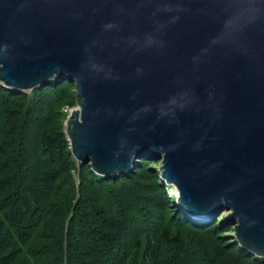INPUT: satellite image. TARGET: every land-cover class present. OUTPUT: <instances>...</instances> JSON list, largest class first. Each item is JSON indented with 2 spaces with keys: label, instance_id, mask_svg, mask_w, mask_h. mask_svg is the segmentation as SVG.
<instances>
[{
  "label": "water",
  "instance_id": "obj_1",
  "mask_svg": "<svg viewBox=\"0 0 264 264\" xmlns=\"http://www.w3.org/2000/svg\"><path fill=\"white\" fill-rule=\"evenodd\" d=\"M75 82V158L103 176L144 156L192 218L224 210L264 257V0H0V82Z\"/></svg>",
  "mask_w": 264,
  "mask_h": 264
},
{
  "label": "trees",
  "instance_id": "obj_2",
  "mask_svg": "<svg viewBox=\"0 0 264 264\" xmlns=\"http://www.w3.org/2000/svg\"><path fill=\"white\" fill-rule=\"evenodd\" d=\"M76 104L74 82H0V264H264L233 225L177 206L149 157L113 176L79 162L65 124Z\"/></svg>",
  "mask_w": 264,
  "mask_h": 264
},
{
  "label": "rangeland",
  "instance_id": "obj_3",
  "mask_svg": "<svg viewBox=\"0 0 264 264\" xmlns=\"http://www.w3.org/2000/svg\"><path fill=\"white\" fill-rule=\"evenodd\" d=\"M74 84H75V82H74ZM75 89H76V86H75ZM28 91H31V90H28ZM76 91H77V89H76ZM76 106H78V103L76 104ZM76 106H74V107H76ZM73 107H71V109H72ZM70 109V108H69ZM70 109V110H71ZM66 124V123H65ZM144 157H149L148 159L150 160L149 162H153V163H150V164H148V168H150V169H153V170H156L157 172H159L160 174H161V167H162V161L160 160V159H158V160H156V159H154V158H152V156H144ZM143 157V158H144ZM140 160H142V159H140ZM139 160V161H140ZM160 177H161V179H162V181H164L165 182V180L162 178V174L160 175ZM168 185V184H167ZM169 193H170V195L171 196H174V200H175V202H176V204H177V206H179V207H181L178 203H177V201H176V190H175V187H173L172 185H169ZM230 213H231V211H229V210H224V211H222V212H220L217 216H215L213 219H211V220H209V221H212V220H217L218 219V221H225V222H227V223H229V224H231V225H233V228L235 227V222H233V221H227V217L230 215ZM232 228V230L228 233V235H230V236H233V234H234V236H235V229H233Z\"/></svg>",
  "mask_w": 264,
  "mask_h": 264
},
{
  "label": "bare ground",
  "instance_id": "obj_4",
  "mask_svg": "<svg viewBox=\"0 0 264 264\" xmlns=\"http://www.w3.org/2000/svg\"><path fill=\"white\" fill-rule=\"evenodd\" d=\"M176 194V193H175Z\"/></svg>",
  "mask_w": 264,
  "mask_h": 264
}]
</instances>
